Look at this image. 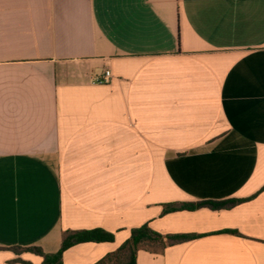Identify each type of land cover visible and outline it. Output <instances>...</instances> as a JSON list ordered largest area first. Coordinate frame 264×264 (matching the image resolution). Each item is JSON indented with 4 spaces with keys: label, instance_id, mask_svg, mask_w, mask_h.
<instances>
[{
    "label": "crops",
    "instance_id": "1",
    "mask_svg": "<svg viewBox=\"0 0 264 264\" xmlns=\"http://www.w3.org/2000/svg\"><path fill=\"white\" fill-rule=\"evenodd\" d=\"M145 224L197 237L136 264H264V0H0V264Z\"/></svg>",
    "mask_w": 264,
    "mask_h": 264
},
{
    "label": "trees",
    "instance_id": "2",
    "mask_svg": "<svg viewBox=\"0 0 264 264\" xmlns=\"http://www.w3.org/2000/svg\"><path fill=\"white\" fill-rule=\"evenodd\" d=\"M240 199H229L225 201H200L191 203L168 204L164 207V213L180 210H197L200 208H209L212 210L231 209L244 202ZM197 235L191 234H173L162 235L151 230L148 225L131 230L130 237L114 252L108 253L96 264H136V256L139 250H145L151 253H161L170 245L186 242L195 239ZM113 235L101 229L88 231H68L63 233L61 247L54 254L44 253L38 247L21 248L14 247L11 250L17 254L30 252L42 258L41 264H63V253L70 247L85 242H112ZM23 264L29 262L20 261Z\"/></svg>",
    "mask_w": 264,
    "mask_h": 264
},
{
    "label": "built area",
    "instance_id": "3",
    "mask_svg": "<svg viewBox=\"0 0 264 264\" xmlns=\"http://www.w3.org/2000/svg\"><path fill=\"white\" fill-rule=\"evenodd\" d=\"M110 77H111L110 72L108 70H105L103 74L96 79V82L98 84H106L110 81Z\"/></svg>",
    "mask_w": 264,
    "mask_h": 264
}]
</instances>
